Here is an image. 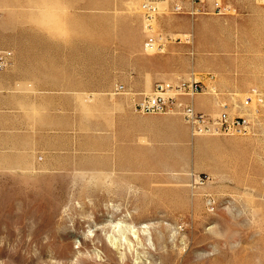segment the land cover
<instances>
[{"label":"rangeland","instance_id":"374dc122","mask_svg":"<svg viewBox=\"0 0 264 264\" xmlns=\"http://www.w3.org/2000/svg\"><path fill=\"white\" fill-rule=\"evenodd\" d=\"M144 1L109 3L105 41L115 54L119 11L139 14ZM163 1L156 32L170 42L154 56L173 57L180 81L200 80L203 96L229 107L230 95L241 103L252 87L264 94V0H221L225 13L215 0L196 13ZM9 6L20 11L21 0ZM258 115L248 135L175 145L174 170L124 181L137 185L0 163V264H264V110Z\"/></svg>","mask_w":264,"mask_h":264},{"label":"crops","instance_id":"0c3cea01","mask_svg":"<svg viewBox=\"0 0 264 264\" xmlns=\"http://www.w3.org/2000/svg\"><path fill=\"white\" fill-rule=\"evenodd\" d=\"M115 1L132 0H21L20 11L0 0V51L12 52L11 65L0 70V163L7 169L78 171L85 175L76 177L137 185L124 181L173 171L174 146L195 138L177 114L136 111L133 90L180 77L173 57L145 50L139 6V14L119 11L115 54L105 41L114 29L107 10ZM155 1L163 14L167 3ZM119 85L125 92L116 91ZM231 98L229 110L239 113ZM194 104L221 110L203 94Z\"/></svg>","mask_w":264,"mask_h":264},{"label":"built area","instance_id":"2783aa9c","mask_svg":"<svg viewBox=\"0 0 264 264\" xmlns=\"http://www.w3.org/2000/svg\"><path fill=\"white\" fill-rule=\"evenodd\" d=\"M182 3L184 2L181 0ZM191 4V12H202L201 5L205 0H187ZM176 5V3L174 4ZM145 9V17L147 19L148 32L153 31V20L156 16L155 7L147 4ZM186 6L182 5L179 9H174L177 13H182ZM215 12L225 13V6L218 0L214 2ZM223 10V11H222ZM155 14V15H154ZM159 48L162 45L156 36H148L146 45ZM12 52H0V70L5 69L12 63ZM117 92H125L124 86L119 85ZM203 93V86L200 80H181L178 85H173L165 80H158L154 83L148 94L138 93L133 97L134 107L136 111L143 114H166L172 113L182 117L186 124L190 127L194 136L201 135H248L253 128V121L249 113L252 112L251 104L253 98L257 101V109L260 112L264 110V94L258 88L251 89L241 101V110L243 113L231 114L228 110V104L221 103L222 110L218 115H212L209 112L198 110L194 104V98ZM226 108V109H223ZM245 110H248L247 112Z\"/></svg>","mask_w":264,"mask_h":264},{"label":"bare ground","instance_id":"6f19581e","mask_svg":"<svg viewBox=\"0 0 264 264\" xmlns=\"http://www.w3.org/2000/svg\"><path fill=\"white\" fill-rule=\"evenodd\" d=\"M219 2H221V0H218ZM149 5V4H152L154 7H155V14H156V16H155V18H154V20H153V31L152 32H148V30H147V19H146V17H145V9H146V5ZM158 2L157 1H151V0H149V1H146V2H144V3H142L141 4V6H140V12L142 13V15H143V27H144V32H145V34H146V37H148V36H156V38L159 40V43L162 45L161 47H159V48H156L155 47V43H154V45L152 46V47H149V46H147L146 45V42H145V44H144V47H145V50L148 52V53H151V54H156V53H162L164 50H165V48H164V46L166 45V43H168V42H170V38L169 37H164V36H162L160 33H158V32H156V30H158V28H157V17H158V15L161 13V11H159V8H158ZM190 4V3H189ZM182 5H184V4H182V3H176V5H174L173 6V11H174V9H179ZM190 6H191V4H190ZM191 9H192V7H190ZM230 7L229 6H225V9H224V11L225 12H230ZM154 14V15H155ZM189 36H190V34H186V35H181V34H178V35H176V37L175 38H181V37H184L185 38V40H186V42H190L189 41ZM1 52V51H0ZM190 80H195V79H190ZM168 83H170V84H173V85H178L179 83H180V78H178L175 82H168ZM151 89L152 88H150L149 90H145L144 91V93L145 94H148L150 91H151ZM252 89H254V88H252ZM201 94V93H200ZM249 93H246V94H243V96H242V99L246 96V95H248ZM231 96H233V97H235L236 95H231ZM220 103H223L222 105H224V104H226V103H224V102H220ZM257 101H256V99L255 98H253V102H252V104H251V107L250 108H252L253 110H252V112H249V114H250V116H251V118H252V121H253V123H255L256 124V122L258 123V119H259V115H258V109H257ZM219 106H221V104H219ZM240 106H241V104H240ZM221 108V107H220ZM223 109H226V108H223ZM221 110H222V108H221ZM220 110V111H221ZM227 110L231 113V111L229 110V106L227 107ZM220 111L218 112V113H215V114H212V115H218L219 113H220ZM248 111V110H247ZM232 114V113H231ZM205 136H219V135H205ZM199 178H200V176L199 175H196V178H195V182H200V180H199ZM206 204L207 205H209V203L211 202V200L210 199H206ZM120 224L119 223H116L114 226L115 227H117V226H119ZM133 230V229H132ZM133 232H134V230H133ZM135 232H136V230H135ZM121 234H125L124 232H122ZM109 237H110V235H109ZM114 237V236H113ZM113 239H117L118 240V238H113ZM126 240V239H125ZM112 241H114V240H112V237H111V242Z\"/></svg>","mask_w":264,"mask_h":264}]
</instances>
